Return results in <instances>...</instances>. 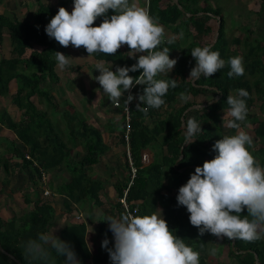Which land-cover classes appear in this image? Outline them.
Instances as JSON below:
<instances>
[{"label":"trees","instance_id":"obj_1","mask_svg":"<svg viewBox=\"0 0 264 264\" xmlns=\"http://www.w3.org/2000/svg\"><path fill=\"white\" fill-rule=\"evenodd\" d=\"M37 1L39 7L32 19L10 21L0 16V37L3 29L9 28L15 55L13 59H3L0 62V94L8 95L11 82L16 81L18 89L14 95V103L19 106L23 116L22 121L17 122L4 110L0 115V122L15 130L27 147L30 158L19 152L23 165L32 168V183L42 189L40 182L43 173L46 174L47 184L50 181L47 187L53 194L46 197L41 190L42 197L36 201L26 195L25 206L32 204L31 209L25 207L24 214L6 221L2 218L0 209V264H29L22 254V242L35 238L38 232L48 230L67 214H57L53 205L56 194L68 199L66 211L70 212L72 205L79 206L88 202L102 205L101 196L106 186L100 178L92 176L90 170L101 162L102 157L110 150V145L103 133L91 125L70 100L59 99L54 93V89L61 84L55 52L67 55V48L50 39L45 33V26L59 7L68 10L73 0H62L58 6ZM148 1L142 7L174 34L172 37L165 36V41L171 39L172 43L165 42L157 50L168 47L169 56L176 55L178 62L171 71L173 76L170 79H177L178 86L169 89L163 97V106L159 109L150 108L147 115L136 110L138 100L135 99L130 103L128 114L124 109V100L129 93L123 99L122 110L125 114L110 131H119V142L126 146L125 166L129 177L125 182L117 184L118 201L105 211L100 221L99 233L106 235L109 239L108 247H113L114 239L104 219L109 215L118 217L127 210L122 200L128 190L126 202L129 211L133 212L137 207L136 215L143 216L159 214L158 209L162 210L169 229L183 238L186 245L200 253V264H211L210 250L217 241L216 237L211 234L199 236L198 229L189 222V213L185 207L178 206L176 197L179 187L188 181L195 168L202 166L205 160L214 158L213 144L226 135L222 125V112L229 107L226 104L227 95H235L240 88L249 92V97L246 98L248 115L244 126L253 125L256 141L249 150L264 167V35L250 34L230 39L227 36V20L223 9L213 5L212 0ZM260 1L264 15V0ZM112 14L110 10L109 16ZM219 16L222 17L219 36L211 46L214 39L209 41L208 38L215 30L210 23ZM102 19L103 17L98 18L94 26H98ZM197 46H210L225 61L229 57H243L244 75L229 78V67L226 64L212 77H201L193 83L188 77L195 65L191 50ZM128 51L125 45L113 56L97 53L93 57L98 62L103 61L107 67L112 66L111 70L115 71L116 66L130 67L136 63L135 59L127 56ZM95 72L98 76L99 72ZM139 74V71L129 73L134 77ZM164 77L162 74L157 78ZM142 87L137 85L131 90V94H142ZM182 92L194 98L211 96L212 99L205 102V106L201 103L203 109L190 111L197 103L189 99L187 103L178 104ZM103 96L108 109L113 108L108 97ZM37 98L44 101V110L36 104ZM257 104L263 117L252 113ZM191 116L201 124L202 131L186 142L184 122ZM230 133L234 135L235 130L230 129ZM147 150L154 154L153 161L148 164L143 160ZM76 151L78 160L72 157ZM12 164L4 162L5 171ZM133 167L137 169L134 178ZM64 170L69 173V177L56 182V172ZM9 185V176L0 181V206ZM246 214L245 210L242 215ZM88 233L85 219H76L63 226L57 236L73 246L81 264H111L105 249L101 247L93 252L88 243ZM233 242L234 240H229V257L238 264H264V238L255 242L240 239H236L234 244ZM62 259L64 258L61 257ZM61 260L58 258L57 264H62Z\"/></svg>","mask_w":264,"mask_h":264},{"label":"clouds","instance_id":"obj_2","mask_svg":"<svg viewBox=\"0 0 264 264\" xmlns=\"http://www.w3.org/2000/svg\"><path fill=\"white\" fill-rule=\"evenodd\" d=\"M110 10L113 14L109 16ZM101 17L102 22L94 26ZM45 33L61 47H83L87 57L97 53L113 56L122 46L128 47L127 56L136 60L130 67L116 66L112 71V66L105 67L103 61L95 64L99 75L94 79L116 107L127 92L124 104L127 106L134 99L138 100L136 110L147 115L150 108L163 106V97L169 89L178 86L177 79L157 78L162 74L168 76L178 62L170 58L168 47L157 50L172 40L165 41V29L158 18L130 0H73L72 11L59 7L45 26ZM191 56L195 65L188 79L193 83L201 77H212L226 64L229 78L245 73L243 57H229L225 61L210 46L193 48ZM70 58L74 59L55 52L60 70L69 66ZM137 71L139 76L129 75ZM137 85L143 86L142 94L134 96L131 90ZM248 97L249 92L243 88L237 89L235 95H227L229 107L222 125L235 130V134L216 140L212 146L214 158L197 166L178 189L177 204L186 208L189 222L198 229L199 236L211 234L217 240L247 242L264 238V167L251 154L253 138L242 127L248 115ZM190 98L187 93H180L183 102L187 103ZM199 108L203 109L201 104ZM184 127L186 142L202 131L195 118L187 119ZM158 210L159 214L143 216L126 210L118 217H105L114 245L108 247L109 240L105 238L101 247L107 251L111 264H200V253L169 229L162 210ZM245 210L247 214L242 215ZM56 231L52 226L22 242V254L29 264H57L61 257L64 258L62 264H81L73 246L60 239ZM210 254L215 255L216 249H211Z\"/></svg>","mask_w":264,"mask_h":264},{"label":"rangeland","instance_id":"obj_3","mask_svg":"<svg viewBox=\"0 0 264 264\" xmlns=\"http://www.w3.org/2000/svg\"><path fill=\"white\" fill-rule=\"evenodd\" d=\"M212 4L223 9L227 20V36L230 39L238 36L247 37L250 34H253V36L260 34L264 35V15L262 2L260 0H212ZM215 36L216 32L211 36L209 41L215 39ZM68 52H70V57L74 58H70L71 68L69 69H71V71H68V68L59 70L62 82L56 87L55 93L60 96V99H68L73 102L77 106V109L87 118L89 123L103 133L105 140L111 148L102 157L101 162L90 170L92 176L100 178L106 185L101 196L102 205L93 204L92 202L74 207L72 205L71 211H66L67 214L59 218L53 227L57 229L55 233L57 235L63 226L75 221L77 219L76 216L82 213L85 221L88 223V243L93 252H95L101 248L102 241L107 238L106 235L103 236L99 233L100 221L105 215V211L118 201L116 192L117 184L119 182H125L129 177V171L125 166L126 146L119 142V131L116 133L110 131V128L114 127L115 124H117L116 121L121 119L125 113L122 110V99L119 107L114 106L106 110V105L103 101L105 100L103 90L94 79L95 76H97V72H95L96 62L93 56L87 57L88 53L83 47L80 49H70ZM170 58L176 59V55L170 56ZM105 67L107 66L105 65ZM172 76L170 72L168 76L165 75L164 79H170ZM190 99L194 100L197 103L196 106H198L201 102L205 105V102L212 98L211 96H199L196 98L191 97ZM183 103L184 102L179 99L178 104ZM194 109L195 108L190 111ZM226 111L227 110H224L222 112L223 116ZM252 113H257L260 117H263L258 104L253 108ZM189 118H193V116ZM62 126H64V124ZM243 128L251 135L253 138V145H255L256 141L253 125L247 124L243 126ZM223 129L226 135H231L230 129L224 126ZM144 154L148 155V159L144 162L146 164L150 163L153 159L152 153L147 150ZM72 157L74 160H78L79 155L77 151ZM56 173V182H61L63 180L62 178L65 179V177H69V173L65 170ZM2 213L7 217L5 219L3 216L6 221L10 219L8 217L12 218V216L24 214L25 209L18 208V210L15 211L14 209L11 210L6 208ZM213 248L216 249V254H210L211 264H238L235 259L229 257V240H217L212 244V249Z\"/></svg>","mask_w":264,"mask_h":264},{"label":"crops","instance_id":"obj_4","mask_svg":"<svg viewBox=\"0 0 264 264\" xmlns=\"http://www.w3.org/2000/svg\"><path fill=\"white\" fill-rule=\"evenodd\" d=\"M61 1L62 0H42L43 3L52 6H58ZM146 1L147 0H131V2H135L139 7H142ZM38 7L39 4L37 0H0V16H4L8 18L10 21H16V20L21 21L30 18L32 19L38 10ZM72 8H73V4L68 8V11L71 12ZM210 24L213 26L215 32H217L218 19H213ZM164 29H165V36L167 37L174 36L173 32L170 29L168 28H164ZM210 38H208V40ZM124 47L125 45L122 46L121 48ZM70 49H74V48L71 46L67 47L66 49L67 56H70L69 55L70 52H68ZM14 57L15 55L13 53L10 30L9 28L5 27L0 37V62L3 59H13ZM94 60L96 63L98 62L95 58ZM59 70L60 69L57 67L58 73ZM68 71H71V69L68 68ZM61 82H62V77H61ZM17 89H18L17 82L13 81L10 84V93L8 95L0 94V115L2 111L6 110L8 111L9 115L12 117L14 121L20 122L23 119L22 112L19 106L14 103V95L15 93H17ZM55 89H54V93H55ZM126 94L127 92L122 97V100L125 98ZM59 97L60 96H58V98ZM35 102L40 107V109L44 110V101H40V99L37 98ZM73 105L75 104L73 103ZM105 108L106 110H108L109 107L105 106ZM193 108L198 109L199 105ZM19 151L25 154L26 156L29 154L27 147L18 137L16 131L9 128L2 122H0V165H1L0 179L2 181L8 176L10 177V185L6 190V196L4 197L2 204L0 206L1 215L3 219L4 217L5 219L7 218L6 215L2 213L3 210H6V208H9L11 210L14 209L15 211L18 210V208L24 209L25 207L31 209L32 204L25 206L26 195H28L32 201H36L39 197H42V191H41L42 189H40L38 185L33 184L31 181L32 168H28L27 166L23 165V158ZM151 153H152V158L154 159V154L153 152ZM6 161H8L9 163H13L12 166L8 167V171H5V168L3 167V164ZM53 200H54L53 205L57 210V214L63 215L64 213H66V209H67L66 205L68 204V199L63 195L56 194ZM65 215L66 214H64V216ZM8 218L11 219V217Z\"/></svg>","mask_w":264,"mask_h":264},{"label":"built area","instance_id":"obj_5","mask_svg":"<svg viewBox=\"0 0 264 264\" xmlns=\"http://www.w3.org/2000/svg\"><path fill=\"white\" fill-rule=\"evenodd\" d=\"M148 1V0H147ZM149 2V1H148ZM128 107V108H127ZM129 107H130V104L129 105H125L124 106V109L125 111L129 114ZM127 138H128V135H127ZM129 157H130V153H129ZM27 158H30L29 154L27 155ZM148 159V156L147 155H144L143 156V160L146 161ZM130 161L132 162V159L130 158ZM132 164V163H131ZM136 172H137V169L133 167V178L136 176ZM47 181H48V176L46 174L43 173V177L41 179V187H42V190H43V195H45L46 197H49L51 196L53 193L52 191H50L47 187ZM127 192L128 190H126L125 192V198L122 200L124 202V205L126 207V209L129 211V206L126 202V195H127ZM75 205H73L74 207ZM138 211V208L136 207L134 210H133V213L136 214ZM77 220L79 221H82L84 220V216L82 213H79L77 216H76Z\"/></svg>","mask_w":264,"mask_h":264},{"label":"water","instance_id":"obj_6","mask_svg":"<svg viewBox=\"0 0 264 264\" xmlns=\"http://www.w3.org/2000/svg\"><path fill=\"white\" fill-rule=\"evenodd\" d=\"M221 16H219V17H217V19H218V26H217V33H216V37H215V39H214V41H213V44L211 45V46H213L214 44H215V42L217 41V39H218V36H219V30H220V25H221ZM153 161V160H152ZM235 243V240H234V242H233V244ZM257 259H258V256H257Z\"/></svg>","mask_w":264,"mask_h":264}]
</instances>
